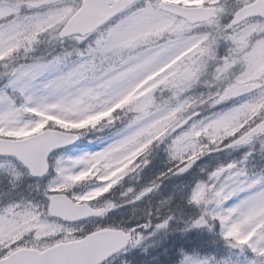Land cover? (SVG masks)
<instances>
[{
	"label": "snow or ice",
	"instance_id": "1",
	"mask_svg": "<svg viewBox=\"0 0 264 264\" xmlns=\"http://www.w3.org/2000/svg\"><path fill=\"white\" fill-rule=\"evenodd\" d=\"M0 264H264V0H0Z\"/></svg>",
	"mask_w": 264,
	"mask_h": 264
}]
</instances>
